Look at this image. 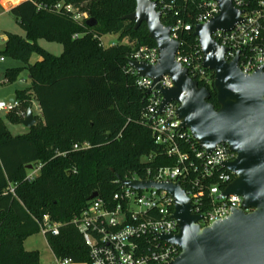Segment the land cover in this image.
<instances>
[{
  "label": "trees",
  "instance_id": "trees-1",
  "mask_svg": "<svg viewBox=\"0 0 264 264\" xmlns=\"http://www.w3.org/2000/svg\"><path fill=\"white\" fill-rule=\"evenodd\" d=\"M59 1L25 0L11 8L26 37L8 33L0 51L26 64L31 86L17 91L16 98L25 110L36 101L42 116L34 115L36 124L17 136L0 116V264H42L39 252L25 249L24 241L41 231L46 215L62 223L58 234H45L55 257L91 264L84 237L72 223L89 205L90 196L97 191L110 201L119 190L118 175L152 179L158 169L178 164L142 119L149 94L137 86L128 59L142 45H157L145 23L136 29L134 21L124 19L135 11L136 1L64 0L87 11L95 26L49 9ZM197 12L190 4L182 17L191 20L187 14ZM176 19L174 11L162 16L167 26ZM108 34L118 35V43L104 47L101 38ZM40 38L60 42L63 53L47 52L37 43ZM179 40L186 51L197 49L193 30L182 31ZM33 55L39 60L30 63ZM18 70H7L10 81ZM206 71L211 82L198 80L199 86L209 89V102L219 109L215 74ZM5 115L13 123L23 120L14 113ZM85 143L90 147L74 149ZM181 149L191 152L183 142ZM40 164L39 175L27 180L28 166Z\"/></svg>",
  "mask_w": 264,
  "mask_h": 264
},
{
  "label": "built area",
  "instance_id": "built-area-1",
  "mask_svg": "<svg viewBox=\"0 0 264 264\" xmlns=\"http://www.w3.org/2000/svg\"><path fill=\"white\" fill-rule=\"evenodd\" d=\"M9 2L4 7L19 4ZM157 2L158 10L163 14L174 11L177 18L171 25V38L179 40L184 30L191 31L200 24L209 22L220 14L219 4L215 0H153ZM195 5L197 13L187 14L191 20L182 17L183 11L189 5ZM235 9L241 12V21L232 29H217L212 38L221 46L228 49L226 59L236 58L244 73L251 74L263 68L264 71V0H232ZM48 8L40 5L39 9ZM49 9L66 11L73 19L82 23L90 18L89 13L74 3L61 0ZM188 13V12H187ZM75 35L74 37H77ZM197 49L186 51L182 47L177 50L175 59L188 68L191 78L209 84L211 78L203 66V54L199 40ZM101 45L105 47L103 38ZM3 58L1 57L0 60ZM131 60L141 61L149 65H156L159 60L158 47L142 45L135 49ZM130 71L137 76V71L130 67ZM163 88L174 86L173 79L164 75L158 82ZM136 84L140 89L149 93L148 105L142 114L143 121L150 124L153 137L157 144L166 146L169 156H176L178 164L174 167H163L156 171L153 181H172L186 185V192L191 199L192 212L201 215L200 225L209 226L218 220L228 217L232 210L242 208L243 199L239 195L226 196L224 192L235 180L236 174L227 170L224 163L236 158L225 143L218 144L215 150L207 155L193 139L189 130L181 128V120L177 116L179 105L169 103L163 112L155 114L163 101L160 91L154 90L153 80L148 77H138ZM22 103L0 99V113H17L26 118L27 111L21 110ZM191 140L194 142L191 143ZM181 142L190 145L191 152L181 149ZM198 145V146H197ZM89 143L74 149H87ZM41 164L29 169L27 180H34L40 173ZM126 180H140L127 178ZM119 190L112 199L107 201L100 195L91 200L81 215L73 220V224L83 235L89 248L91 264H162L175 259L180 250L174 244L158 237L159 234H176L178 226L173 218L175 203L173 197L164 190L155 188L136 190L131 187H121L117 179ZM11 191L13 189L11 188ZM246 211H249L246 209ZM62 223H55L46 215L41 222V231L56 235ZM58 264H71V259H56Z\"/></svg>",
  "mask_w": 264,
  "mask_h": 264
},
{
  "label": "water",
  "instance_id": "water-1",
  "mask_svg": "<svg viewBox=\"0 0 264 264\" xmlns=\"http://www.w3.org/2000/svg\"><path fill=\"white\" fill-rule=\"evenodd\" d=\"M135 1V11L125 15L124 19L134 21L136 29L142 23L147 25L149 37L158 47L159 60L156 65H149L128 59V64L137 71L138 77L151 78L154 90L163 96L154 117L169 103L176 102L181 128L190 131L207 155L218 144H227L236 158L224 163V167L235 173L236 178L224 194L239 195L243 205L233 209L228 217L202 227L199 223L202 216L192 212L191 199L180 182L126 180L119 175L117 179L121 187L155 188L173 197V218L178 232L159 234L158 237L177 246L180 254L162 264H264V71L261 68L251 74L244 73L238 59L228 61V49L212 38L217 29L230 30L240 22L241 12L234 8L232 0H215L220 14L194 30L203 54V66L215 74L214 87L220 106L216 109L209 102V89L199 86L198 81L191 78L188 68L176 61L180 42L171 38V26L162 22L163 12L158 10L157 2ZM86 24L95 26L97 21L89 18ZM164 75L173 79V87L163 88L158 83ZM14 99L12 96L7 100ZM22 123L27 128L36 124L31 108ZM98 196L96 191L90 199Z\"/></svg>",
  "mask_w": 264,
  "mask_h": 264
},
{
  "label": "rangeland",
  "instance_id": "rangeland-1",
  "mask_svg": "<svg viewBox=\"0 0 264 264\" xmlns=\"http://www.w3.org/2000/svg\"><path fill=\"white\" fill-rule=\"evenodd\" d=\"M0 1L5 5L9 2V0ZM19 1L20 0H12L14 3ZM8 33H13L24 38L26 37V31L20 24L19 20L13 16L10 10H5L0 4V51L5 48ZM103 42L105 47L113 46L114 44L118 43V35L108 34L103 37ZM37 43L44 50L56 56H60L64 51L63 45L58 41H50L47 38H40L38 39ZM1 57L3 59L0 60V99L7 100L10 95H16L17 91L29 88L31 86V80L29 77V71L25 68L26 64L23 61L0 53V58ZM37 60H39V56L33 55L30 63H34ZM12 68H19V70L16 79L10 81L6 73L8 69ZM21 110L25 109L22 107ZM32 110L34 115L41 117V114L38 113L36 104L33 106ZM14 114L17 117H21L18 112ZM0 116L4 118L11 133L14 136L22 135L28 132V128L25 127L22 122H10L8 119H6L4 112H1ZM24 247L30 251H38L42 264H58L56 262L55 255L48 245L46 236L42 231L28 236L24 241Z\"/></svg>",
  "mask_w": 264,
  "mask_h": 264
},
{
  "label": "crops",
  "instance_id": "crops-1",
  "mask_svg": "<svg viewBox=\"0 0 264 264\" xmlns=\"http://www.w3.org/2000/svg\"><path fill=\"white\" fill-rule=\"evenodd\" d=\"M20 3H21V2H20ZM0 4L2 5L1 1H0ZM15 5H17V4H15ZM15 5H11V6H8V7H4V6L2 5V7H3L5 10H11V8H13ZM12 96H15V97H16V95H10L9 97H12ZM9 97H8V98H9ZM35 104L37 105L38 113L41 114L38 103H37L36 101H33V106H34ZM32 111H33V110H32ZM33 114H34V113H33ZM40 119L42 120V116L40 117ZM8 128H9V127H8ZM9 130H10V129H9ZM28 131H29V128H28ZM56 259H57V258H56Z\"/></svg>",
  "mask_w": 264,
  "mask_h": 264
}]
</instances>
